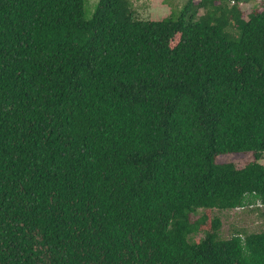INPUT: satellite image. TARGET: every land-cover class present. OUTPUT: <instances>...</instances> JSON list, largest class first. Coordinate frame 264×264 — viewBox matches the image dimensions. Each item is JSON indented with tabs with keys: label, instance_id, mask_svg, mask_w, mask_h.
<instances>
[{
	"label": "trees",
	"instance_id": "1",
	"mask_svg": "<svg viewBox=\"0 0 264 264\" xmlns=\"http://www.w3.org/2000/svg\"><path fill=\"white\" fill-rule=\"evenodd\" d=\"M85 1L0 0V264H264V0Z\"/></svg>",
	"mask_w": 264,
	"mask_h": 264
},
{
	"label": "rangeland",
	"instance_id": "2",
	"mask_svg": "<svg viewBox=\"0 0 264 264\" xmlns=\"http://www.w3.org/2000/svg\"><path fill=\"white\" fill-rule=\"evenodd\" d=\"M133 18L138 21H157V20H175L180 14L187 0H128ZM258 2V1H257ZM98 0H86L84 5V18L89 20L97 6ZM232 5V4H231ZM256 3L242 5L245 14L257 7ZM203 12L200 11L199 15ZM254 161L251 153L227 154L216 158L218 164L231 163L238 169ZM264 165V157L259 161ZM200 214L198 213L196 217ZM210 218L216 217L221 221V227L218 232L220 240H226L239 233L242 236L246 234H257L264 231V208L259 204L239 208L235 210H213ZM203 237L202 233L193 236L195 241Z\"/></svg>",
	"mask_w": 264,
	"mask_h": 264
},
{
	"label": "built area",
	"instance_id": "3",
	"mask_svg": "<svg viewBox=\"0 0 264 264\" xmlns=\"http://www.w3.org/2000/svg\"><path fill=\"white\" fill-rule=\"evenodd\" d=\"M256 1H261V0H256ZM233 4V3H232Z\"/></svg>",
	"mask_w": 264,
	"mask_h": 264
}]
</instances>
